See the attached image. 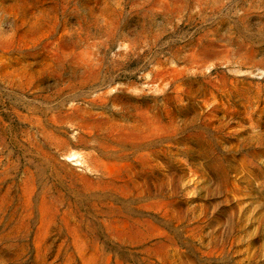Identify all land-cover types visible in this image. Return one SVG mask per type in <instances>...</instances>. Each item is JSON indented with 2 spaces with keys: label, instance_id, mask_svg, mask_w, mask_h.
I'll return each instance as SVG.
<instances>
[{
  "label": "rangeland",
  "instance_id": "rangeland-1",
  "mask_svg": "<svg viewBox=\"0 0 264 264\" xmlns=\"http://www.w3.org/2000/svg\"><path fill=\"white\" fill-rule=\"evenodd\" d=\"M0 264H264V0H0Z\"/></svg>",
  "mask_w": 264,
  "mask_h": 264
}]
</instances>
